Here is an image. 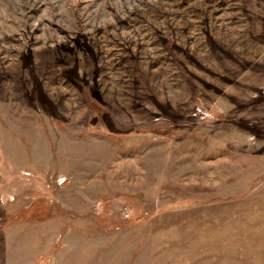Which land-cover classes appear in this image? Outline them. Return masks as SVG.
<instances>
[{
    "label": "rangeland",
    "instance_id": "obj_1",
    "mask_svg": "<svg viewBox=\"0 0 264 264\" xmlns=\"http://www.w3.org/2000/svg\"><path fill=\"white\" fill-rule=\"evenodd\" d=\"M0 264H264V0H0Z\"/></svg>",
    "mask_w": 264,
    "mask_h": 264
}]
</instances>
